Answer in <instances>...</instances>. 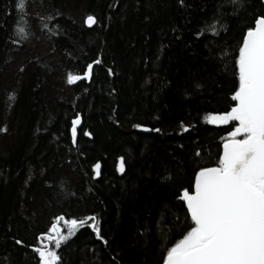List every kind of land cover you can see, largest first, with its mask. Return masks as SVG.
<instances>
[{
    "label": "trees",
    "instance_id": "obj_1",
    "mask_svg": "<svg viewBox=\"0 0 264 264\" xmlns=\"http://www.w3.org/2000/svg\"><path fill=\"white\" fill-rule=\"evenodd\" d=\"M16 5L0 0V264H38L34 247L55 218L87 213L104 239L79 226L56 249L62 264H163L191 226L178 194L216 165L238 124L208 121L235 104V59L263 1L26 0L25 13ZM88 64L90 78L67 84Z\"/></svg>",
    "mask_w": 264,
    "mask_h": 264
},
{
    "label": "snow or ice",
    "instance_id": "obj_2",
    "mask_svg": "<svg viewBox=\"0 0 264 264\" xmlns=\"http://www.w3.org/2000/svg\"><path fill=\"white\" fill-rule=\"evenodd\" d=\"M179 2L183 5V0ZM227 2L235 5L238 0ZM16 6L22 13L26 12V0H17ZM84 22L91 27L96 19L89 15ZM208 27L214 35L218 34L214 25ZM16 32L21 39L30 35L24 26H18ZM94 63L99 64L100 60ZM235 65L239 82L231 96L235 104L229 111L211 116L208 122L226 125L235 121L238 124L228 132L216 165L196 171L191 189L182 188L178 194V199L186 205L191 226L182 239L167 248L163 264H264V16L257 17L254 27L247 28ZM92 69L93 64H88L82 75L68 73L67 84L90 78ZM80 124L77 114L71 123L73 144L77 143ZM134 127L142 128L141 125ZM143 130L161 131L159 128ZM83 134L91 136L88 131ZM100 168L99 162L93 166L97 176ZM117 170L124 171L123 158ZM60 221H65V217L57 216L48 231L38 237L47 241L46 245L34 248L38 264H62L56 249L66 243L79 226L92 228L97 239H104L96 216L65 221L66 233L58 227ZM104 242L107 244L106 240ZM16 243L22 244V241Z\"/></svg>",
    "mask_w": 264,
    "mask_h": 264
},
{
    "label": "bare ground",
    "instance_id": "obj_3",
    "mask_svg": "<svg viewBox=\"0 0 264 264\" xmlns=\"http://www.w3.org/2000/svg\"><path fill=\"white\" fill-rule=\"evenodd\" d=\"M214 24V22H212L210 25H213ZM209 120H210V117H209ZM72 141V140H71ZM73 144V143H72ZM73 145H75V144H73ZM61 216H64L65 217V221H68L69 219V217H67L65 214H60ZM89 216H94L93 214H89V213H87L84 217H82V218H79V220H81V219H86L87 217H89ZM78 220V221H79ZM65 221H60L59 223H58V227L63 231V232H67L66 230H65ZM88 223L90 224L91 223V221H88ZM47 244V241L46 240H44L43 242H41V246L42 245H46ZM35 247H39V246H35ZM34 247V248H35Z\"/></svg>",
    "mask_w": 264,
    "mask_h": 264
},
{
    "label": "water",
    "instance_id": "obj_4",
    "mask_svg": "<svg viewBox=\"0 0 264 264\" xmlns=\"http://www.w3.org/2000/svg\"><path fill=\"white\" fill-rule=\"evenodd\" d=\"M263 1V4H264V0H262ZM264 16V15H263ZM259 17H261V16H259ZM94 25V24H93ZM92 25V26H93ZM89 27V26H88ZM254 27V26H253ZM81 119V118H80ZM73 120V119H72ZM71 123H72V121H71ZM81 123H82V119H81ZM218 125H221V124H218ZM81 126V124L78 126V128ZM70 137H71V140H72V134H71V127H70ZM77 136H78V132H77ZM73 143V142H72ZM223 144H224V142L222 143V145H221V155H222V153H223ZM186 206V205H185ZM187 209V208H186Z\"/></svg>",
    "mask_w": 264,
    "mask_h": 264
},
{
    "label": "rangeland",
    "instance_id": "obj_5",
    "mask_svg": "<svg viewBox=\"0 0 264 264\" xmlns=\"http://www.w3.org/2000/svg\"><path fill=\"white\" fill-rule=\"evenodd\" d=\"M226 140H227V139H226ZM226 140H224V142H225ZM65 230L67 231V227H65Z\"/></svg>",
    "mask_w": 264,
    "mask_h": 264
}]
</instances>
